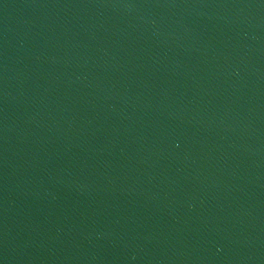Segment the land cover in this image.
<instances>
[{
    "label": "water",
    "instance_id": "95a60500",
    "mask_svg": "<svg viewBox=\"0 0 264 264\" xmlns=\"http://www.w3.org/2000/svg\"><path fill=\"white\" fill-rule=\"evenodd\" d=\"M0 264H264V0H0Z\"/></svg>",
    "mask_w": 264,
    "mask_h": 264
}]
</instances>
